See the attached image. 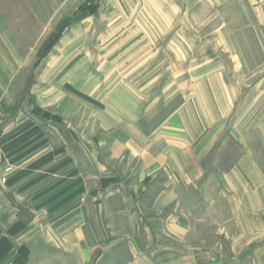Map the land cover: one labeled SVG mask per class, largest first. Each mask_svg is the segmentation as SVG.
Wrapping results in <instances>:
<instances>
[{"label": "rangeland", "instance_id": "rangeland-1", "mask_svg": "<svg viewBox=\"0 0 264 264\" xmlns=\"http://www.w3.org/2000/svg\"><path fill=\"white\" fill-rule=\"evenodd\" d=\"M263 78L249 0H0V127L84 177L85 264H264V182L235 126ZM179 113L198 148L170 133ZM132 191L131 221L113 211Z\"/></svg>", "mask_w": 264, "mask_h": 264}, {"label": "crops", "instance_id": "crops-1", "mask_svg": "<svg viewBox=\"0 0 264 264\" xmlns=\"http://www.w3.org/2000/svg\"><path fill=\"white\" fill-rule=\"evenodd\" d=\"M249 2L255 23L264 27V0H249ZM239 66L243 67V65ZM262 85L264 78L262 81L258 80L251 95L239 104L240 107L238 105L240 110L235 114L237 119L235 126L238 128V145L243 152L237 165L242 167L250 163L257 172L255 173L257 179L264 182V174L258 171L260 170L258 164L264 155ZM250 106L253 108L251 109ZM1 109H3L2 105H0V116ZM232 112L233 110L228 109L221 118L229 119ZM172 117L173 125L169 124L168 128L174 135H177L174 130H180L178 144L184 145L186 150L188 147L192 149L195 144L198 148L197 142L193 140L194 134L198 131L191 130L192 125L189 123V126H185L186 130L181 133L179 128V125L183 124L181 113ZM178 117L181 119L177 122ZM242 119L244 121H241ZM24 128L19 125L13 126L11 123L0 127V264H35V262L37 264L39 261L45 264H69L71 256L81 264L89 263L91 252L81 232L83 225L85 227L86 224L83 217L86 211L84 177L80 176L75 166L70 167L68 161L58 172H54V159L50 157L41 159L40 163L36 159L34 161L33 158L36 157L37 151L43 148L44 143L37 148L38 141H33L31 137V134L37 131L32 127H27L26 130ZM183 133L184 136L180 138ZM163 160L161 162L164 165L166 162ZM59 163L63 165L64 159ZM155 164L159 165V162L152 165ZM44 166L46 167L43 168ZM71 170L73 174H70ZM182 180L187 184L191 182L187 179ZM166 194V192L159 193L153 204L163 206L166 203ZM261 194L264 195L262 191ZM133 197H135L133 191L128 196H122L121 203L124 205L121 204L122 206L115 209L113 214L125 213L132 221L135 209L131 205L130 198ZM131 228L134 230V223ZM72 229L80 230L81 233L70 235Z\"/></svg>", "mask_w": 264, "mask_h": 264}]
</instances>
